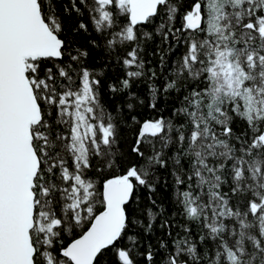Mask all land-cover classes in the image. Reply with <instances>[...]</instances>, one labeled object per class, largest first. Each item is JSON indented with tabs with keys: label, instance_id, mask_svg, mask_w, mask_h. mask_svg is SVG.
<instances>
[{
	"label": "snow or ice",
	"instance_id": "6c2138e0",
	"mask_svg": "<svg viewBox=\"0 0 264 264\" xmlns=\"http://www.w3.org/2000/svg\"><path fill=\"white\" fill-rule=\"evenodd\" d=\"M0 264H264V0H0Z\"/></svg>",
	"mask_w": 264,
	"mask_h": 264
},
{
	"label": "trees",
	"instance_id": "16d2710c",
	"mask_svg": "<svg viewBox=\"0 0 264 264\" xmlns=\"http://www.w3.org/2000/svg\"><path fill=\"white\" fill-rule=\"evenodd\" d=\"M63 2L67 3V0H63ZM70 7V5H69ZM86 19V17H85ZM65 21L68 25H74L75 24V21H76V17H75V14L73 13V15L71 17H65ZM69 35H71V33H69ZM78 40H80L81 42H83L86 38L85 37H77ZM171 58H169V61H170ZM153 63H155V60L153 61ZM160 183L157 185V192H158V195H159V199L157 200V203H161L163 204V206L167 209V214L168 215H171L173 213V208L171 206V204L169 203V200L166 199L165 197H170L171 196V188L170 187H166L165 184H164V181L165 179H168L170 181V177L168 176V174L164 171H161L160 173ZM142 195H144L146 197V193H142ZM156 198V197H154ZM144 204L146 206H150L149 204V201L147 199L144 200ZM158 211V209H157ZM176 219L178 221H180L181 223L183 222L182 219L180 217H176ZM159 220L160 218L158 217L157 218V225L159 224ZM173 231H175V229H173ZM157 234L159 235L160 232H159V229L157 230Z\"/></svg>",
	"mask_w": 264,
	"mask_h": 264
}]
</instances>
